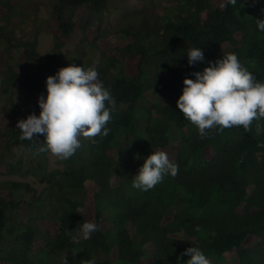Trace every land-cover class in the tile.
<instances>
[{
	"label": "trees",
	"instance_id": "16d2710c",
	"mask_svg": "<svg viewBox=\"0 0 264 264\" xmlns=\"http://www.w3.org/2000/svg\"><path fill=\"white\" fill-rule=\"evenodd\" d=\"M113 1L57 0L55 44L44 61L37 43L26 40L24 21H13L21 15L18 5L0 0V51L7 50L0 69V175L22 178L0 180V264H59L60 254L65 264L92 258L112 264L114 247L116 263L142 264L150 257L149 264H187L190 257L181 254L191 246L211 257V264H225L224 254L234 249V264H264V133L256 132L264 119L254 120L249 131L233 126L201 137L177 107L184 79H195L193 72L222 58L219 47L226 42L228 53L238 54L257 80H264V32L255 23L264 19V0H237L235 6L225 0L224 7L218 0H163L161 13L155 10L158 0L125 5L114 30L131 41L106 55L85 32ZM79 8L87 11L83 24L68 21ZM74 33L75 50L63 59ZM194 46L203 50L205 61L191 67L186 52ZM14 48L23 49L44 72L40 81L29 82L21 105ZM94 54L93 65L117 103L107 125L111 131L106 137L79 138L76 153L68 160L56 157L52 167V154L41 151L44 135L21 140L16 125L33 112L39 115L38 98L47 95L48 76L72 63L86 67ZM129 61L136 67L131 74ZM155 85L156 100H146ZM155 150L179 165L177 175L165 176L147 192L133 188L132 178ZM89 204L93 220L84 212ZM86 220L100 226L89 239L80 231ZM44 222H57L59 228L45 230Z\"/></svg>",
	"mask_w": 264,
	"mask_h": 264
},
{
	"label": "clouds",
	"instance_id": "9594fccd",
	"mask_svg": "<svg viewBox=\"0 0 264 264\" xmlns=\"http://www.w3.org/2000/svg\"><path fill=\"white\" fill-rule=\"evenodd\" d=\"M226 2L233 6L237 4V0H226ZM14 4L17 5L15 2ZM218 4L224 7L225 0H218ZM18 7L22 11L20 5ZM23 14H25V20L22 19ZM50 15L55 16L54 12ZM18 18V23L21 21L25 23L26 36L27 31L35 24V16L21 12V15H16L13 21L16 23ZM255 23L258 31L264 32V19L257 18ZM39 24L38 29H43V24L41 22ZM57 29L58 24L53 29L56 30L54 37ZM70 39L71 41L67 42L66 37L65 43H67L63 48L64 51L68 50L67 46L71 44L73 36ZM26 40L29 39L26 37ZM73 44L74 47L75 43ZM224 44H229V48L231 46L230 42L220 45L219 52L223 53L222 58L208 61L209 66L205 67L202 72H193L192 76L195 79L187 77L184 79L182 95L177 100V107L188 121L197 126L198 134L201 137H206L208 130L223 131L233 126H243L246 131H249L254 120L264 119V80H257L253 72L249 71L240 61L238 54L221 50ZM15 50H20L25 54L21 48H14L12 54ZM51 51L47 53L44 61L47 60ZM0 52L6 54L7 50ZM38 52L40 51L38 50ZM186 53L188 65L191 67L205 61L204 52L199 47L189 48ZM26 60L28 61L27 58ZM95 60L93 57L87 61L86 67L77 66L74 63L69 64L67 67L60 68L54 75L47 77V95L45 97L44 94H41L38 98L39 115L33 112L26 119H20L16 125V128L21 131V140H36L37 134H43L46 143L42 144L41 151H48L60 160H68L81 147L79 138L106 137L109 134L111 130L107 125L112 119V113L117 109V103L110 89L101 81L100 74L96 66L93 65L94 63L97 65ZM29 63L33 66L31 62ZM127 72L131 74L128 69ZM41 73L43 77L44 72L41 71ZM154 87L157 88V85ZM256 132L258 135L264 133V127L257 124ZM137 158L140 157L137 156ZM178 171L179 165L171 160L165 151L155 150L145 157L143 164L139 166L137 174L132 178V187L147 192L162 183L165 176L174 177ZM18 178L12 175H0V180L21 179ZM34 185L39 189L42 187L37 183ZM89 193L92 194L93 189L91 193L89 188ZM55 224L59 228V224L54 222V226ZM58 228L51 231L55 232ZM99 230L100 226L92 221L86 220L80 225L84 239H89L92 233ZM41 241L43 240L38 241L37 247ZM114 252H116V256L113 259L112 254ZM231 252L236 254V258L232 262H228L226 255ZM181 255L190 257L187 264H211V257L206 256L198 247L191 246ZM62 256L65 255H59V264H61ZM224 257L225 264H234L238 260L235 249L226 252ZM147 258H149L148 262L144 263L143 260ZM117 259L118 248L114 247L110 252V260L113 261V264H123L122 262H114ZM149 262L150 257L142 259V264H149ZM84 264H96V260L92 258L85 261Z\"/></svg>",
	"mask_w": 264,
	"mask_h": 264
},
{
	"label": "rangeland",
	"instance_id": "374dc122",
	"mask_svg": "<svg viewBox=\"0 0 264 264\" xmlns=\"http://www.w3.org/2000/svg\"><path fill=\"white\" fill-rule=\"evenodd\" d=\"M155 1V0H154ZM14 2L17 5H20L21 10L20 12L26 13L30 16H35V24L32 25L29 31L26 33V37L29 40H35L37 43V48L43 54L44 59L47 57V53L52 50L53 44H54V33L56 30H53L57 27L58 21L55 16H52L50 14H53L54 8L56 6L57 0H14ZM54 2V3H53ZM160 3L159 5H156L155 10L159 13H161L162 10H164V5L166 4L163 0H158ZM53 3V4H52ZM120 5V6H119ZM125 5H128L130 7H141V1L140 0H114L107 10V12L103 15L102 18H93L95 20H91L89 26L86 28V36L90 40H93L98 43L101 50L106 55L116 54L117 51H115L119 47H123L130 43L131 40L129 39H120L115 35L114 26L118 25L122 20V13H123V7ZM119 6V7H118ZM87 16V11L85 8H79L74 12V15L67 16L68 21L70 20H76L78 23L83 24L85 21V18ZM47 17V18H46ZM44 19L43 21H41ZM19 21V18L17 19V22ZM43 24V29L39 30L40 27L39 23ZM141 25L137 26V30H140ZM78 40V35L73 34V39L71 44L67 46L68 50L64 51V57H72L73 51L75 48L73 47V43H76ZM71 41V39L69 40ZM6 45H2L4 48ZM229 44H224L221 47V50H228ZM102 53V52H99ZM16 57V64H17V71L20 72L21 78L18 81V88L20 90V93L17 97V103L18 105H21L26 97L23 94V91L26 89L30 81H38L42 78L41 71L36 70L27 60L25 54L20 50H15L14 54ZM77 57H79L77 55ZM93 57L96 59L97 55H93ZM6 54L5 52H0V69H3L6 65ZM79 59L77 60L78 63ZM62 64V63H61ZM80 65V64H77ZM128 71L131 73L135 72V65L133 61H129L128 64ZM156 90L157 88L154 87L147 91L146 93V99L148 101H155L156 100ZM55 157L52 154L51 157V166H56V160ZM19 179V178H18ZM22 179V178H21ZM28 181L32 182L34 185V180L30 178ZM35 186V185H34ZM90 192L92 193V189L90 186ZM89 218L93 219L95 215L94 207H91L90 204L84 211ZM43 228L45 230H54L58 228L57 224L53 226V223L50 222H44ZM133 232V230H132ZM43 245V241L39 244V248ZM149 246V245H147ZM116 256V252L112 254V258L114 259ZM59 258V256H58ZM227 261L232 262L236 258V254L234 252L228 253L226 255ZM149 258L144 259V263H147ZM61 263L65 264V256L61 257ZM113 264V263H112ZM123 264H130V263H123Z\"/></svg>",
	"mask_w": 264,
	"mask_h": 264
}]
</instances>
